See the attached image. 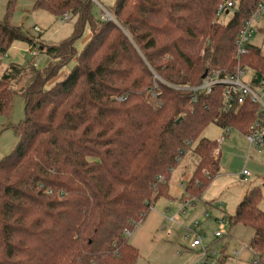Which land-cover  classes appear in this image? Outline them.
Instances as JSON below:
<instances>
[{
  "label": "trees",
  "instance_id": "obj_1",
  "mask_svg": "<svg viewBox=\"0 0 264 264\" xmlns=\"http://www.w3.org/2000/svg\"><path fill=\"white\" fill-rule=\"evenodd\" d=\"M223 1L116 0L111 11L122 25L94 20L90 0L35 1L78 20L60 44L40 47L51 58L43 70L12 63L0 77V114L16 93L25 101V118L14 126L18 142L0 159V264H135L139 251L124 230L169 196L171 172L190 149L198 160L183 199L202 195L220 171L221 152L200 133L215 122L246 135L258 106L235 98L224 109L222 85L193 100L194 91L168 83L198 85L208 71L227 74L238 61L253 68V86L264 85L261 48L248 43L236 56L237 36L261 0H234L232 17L213 22ZM86 22L91 35L78 53L74 42ZM15 40L32 43L21 27L0 21V66ZM182 43H204V54ZM72 59L70 72L46 87ZM155 73L163 79L156 96ZM262 200L261 187L251 185L228 216L231 225L253 229L249 246L259 260L251 264H264Z\"/></svg>",
  "mask_w": 264,
  "mask_h": 264
},
{
  "label": "rangeland",
  "instance_id": "obj_2",
  "mask_svg": "<svg viewBox=\"0 0 264 264\" xmlns=\"http://www.w3.org/2000/svg\"><path fill=\"white\" fill-rule=\"evenodd\" d=\"M35 1L0 0V21L8 20L11 24L21 27L23 32L32 38L30 44L23 40H15L12 43L2 57L0 77L12 63L32 65L37 61L38 65H33L43 70L51 58L45 55L40 47L43 44L58 45L74 30L78 20L77 15L69 13V18L61 21V16L45 8L35 7ZM99 2L107 10H113L116 0H99ZM91 11L93 19L99 21L101 12L97 3L92 4ZM232 14L233 11L224 15L222 19L216 16L213 22L218 21L223 24L232 17ZM116 21L122 25L119 16ZM251 26L253 29L249 42L261 48L264 53V14L258 20H252ZM91 27L90 22H86L82 34L76 38L74 45L78 53L89 40ZM130 39L140 52L142 59L147 62L148 59L140 44L131 35ZM157 43L160 45V42ZM31 45L36 49L37 56L30 54ZM183 45L187 51L195 53L200 50V53L204 54V43L200 49L199 44ZM75 62V59H72L61 66L58 73L45 86L50 87L70 72ZM239 63L237 61L236 65ZM245 66L247 71L244 74V80L249 84L253 79L254 70L249 65ZM24 118L25 101L19 93H16L11 110L0 114V159L16 146L18 135L14 126H17ZM200 136L211 140H217L220 136L224 137V140L219 143L221 152L219 173L202 195L192 199H183L188 181L182 178V169L186 167L185 165L188 168H194L198 160L197 155L191 149L184 155L183 161L175 165L172 170L169 180V196H159L153 200L146 216L131 231L132 235H127L129 242L139 251L140 256L135 264H197L205 252L204 249L185 250L180 244L183 243V236L188 231L191 236L194 234L191 228L195 220L199 222L196 230L202 235L203 247H212L207 251L208 262L206 264H249L252 260H259L258 255L253 256L248 250L236 252L241 247V242L250 245L252 237L250 231L253 229L242 224L236 227L231 225L228 216L234 214L238 202L251 185L261 187L264 199V150L250 148L248 138L239 129L223 128L215 122L208 123ZM195 144L196 142L193 143ZM243 169L250 171L247 179H244L241 174ZM203 173H207V170L203 169ZM261 207L264 208V200L261 202ZM217 230L224 231L222 237H216ZM224 257L225 260H222Z\"/></svg>",
  "mask_w": 264,
  "mask_h": 264
},
{
  "label": "built area",
  "instance_id": "obj_3",
  "mask_svg": "<svg viewBox=\"0 0 264 264\" xmlns=\"http://www.w3.org/2000/svg\"><path fill=\"white\" fill-rule=\"evenodd\" d=\"M93 3H97L100 7V20L103 21H115L117 16L107 8H105L99 0H90ZM234 0L223 1L218 4L216 16L222 19V17L226 14L232 12L235 7ZM70 11L65 12L61 16V21H64L69 18ZM264 14V0H261L258 3L256 9L251 13L249 18L245 20L240 33L237 36L236 44H237V53L236 56L238 59L242 57L243 54L248 52V43L251 33H252V20L260 18V16ZM38 29V28H36ZM32 46V45H31ZM29 51L33 56H37V51L33 46ZM204 52V50H203ZM33 64L38 65V62H34ZM247 71V67L245 65L238 64L233 72L224 74L221 70H210L205 75L203 81L198 85H191L190 83H168L177 88L192 90L195 92L194 98L198 96V93H210L216 85H222L224 87V109H227L229 103L232 99H237L238 103H243L246 99L252 100L258 106V111L255 114L253 124L249 127V132L245 135L248 138L249 147L257 150H264V85L262 86H253L251 83H246L244 80V74ZM158 80H163L157 73H155V83L154 88L151 90L153 95H157L158 91ZM166 82V81H164ZM224 140L223 136H220L217 139L218 147L214 149L215 154L219 153L220 147L219 143ZM244 179H247L250 176V171L248 169H243L241 172ZM139 222V221H138ZM137 221L134 223V226L138 223ZM195 225L198 224V221L194 222ZM134 229V228H133ZM131 228H126L124 230L125 235H130L132 232ZM224 233L223 230H217L215 232L216 236H221ZM185 242L188 243L190 248H199L201 250L204 249V254L201 256L197 264H206L208 262L207 251L211 248L203 247L202 235L197 234L194 238L191 237L190 234L184 236ZM250 249V246H249ZM241 250H237L239 253ZM256 260H254L255 262ZM258 261V259H257Z\"/></svg>",
  "mask_w": 264,
  "mask_h": 264
},
{
  "label": "crops",
  "instance_id": "obj_4",
  "mask_svg": "<svg viewBox=\"0 0 264 264\" xmlns=\"http://www.w3.org/2000/svg\"><path fill=\"white\" fill-rule=\"evenodd\" d=\"M185 156L183 155V157H181V159H180V161H179V163L181 162V161H183L182 159L184 158ZM178 163V164H179ZM186 167H183V169H182V172H181V175H182V178L183 179H185L186 181L189 179V177H190V175H191V173H192V171H193V169L194 168H188L187 167V165H185ZM174 169V168H173ZM172 173V172H171ZM229 219V218H228ZM195 221H197V220H195ZM221 223H223V222H221ZM198 224H199V222H198ZM237 225H239V224H236V226ZM233 226H235V225H233ZM235 226V227H236ZM198 227H197V225H195L194 223H193V225H192V228H191V230H192V232H194V234L191 236V237H195L197 234H200L199 232H198V230H196ZM133 233V232H132ZM132 233H131V235H132ZM250 233H251V236L253 235V231H250ZM187 234H190L189 233V231H188V233H186L185 235H187ZM184 235V236H185ZM184 236H183V238H184ZM223 236V234L221 235V236H216V237H222ZM252 238V237H251ZM181 244V246L183 247V249H185V250H191V251H193V250H199V248H190L189 247V245H188V243L187 242H185V240L183 239V243L181 242L180 243ZM208 248H212V247H208ZM238 250H248V251H250L252 254H253V256L255 255V253L251 250V249H249V245H246V244H244L243 242H241V247L238 249ZM241 252V251H240ZM239 252V253H240ZM254 258V257H253ZM253 261V260H252ZM251 261V262H252ZM251 262L249 263V264H251Z\"/></svg>",
  "mask_w": 264,
  "mask_h": 264
},
{
  "label": "water",
  "instance_id": "obj_5",
  "mask_svg": "<svg viewBox=\"0 0 264 264\" xmlns=\"http://www.w3.org/2000/svg\"><path fill=\"white\" fill-rule=\"evenodd\" d=\"M179 120H180V118L178 119V121H179ZM178 121H177V122H178Z\"/></svg>",
  "mask_w": 264,
  "mask_h": 264
}]
</instances>
